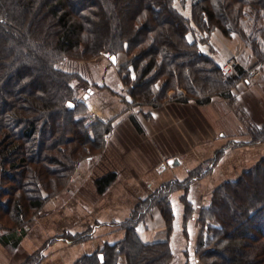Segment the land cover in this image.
<instances>
[{"label":"rangeland","instance_id":"rangeland-1","mask_svg":"<svg viewBox=\"0 0 264 264\" xmlns=\"http://www.w3.org/2000/svg\"><path fill=\"white\" fill-rule=\"evenodd\" d=\"M195 1L173 0V5L191 19L187 38L220 65L225 78L232 80L230 86L199 104L185 85L175 82L155 104L137 100L132 92L137 77L132 59L139 48L130 52L125 44L115 61L100 53L57 62L71 75L77 104L73 117L85 119L97 144L79 159L60 189L51 195L43 191L45 204L24 222L16 224L9 218L12 211H0V264H79L107 244L124 240L131 225L144 243L168 240L170 264H206L198 249L201 241L209 243L216 235L210 228L219 226L208 211L216 191L264 159V139L256 135L264 128V7L246 5L239 28L226 33L193 20ZM166 79L156 81L157 90L165 87ZM199 96L204 99L206 94ZM222 132L226 139L220 138ZM227 149L236 151L226 154ZM175 155L190 169L161 174V164ZM109 172L117 176L100 193L97 180ZM4 183L0 166L3 203ZM161 189L167 190L172 208L173 196L180 193L181 223L173 211L169 224L154 203ZM5 237L13 239L5 243ZM118 263L127 264L126 256L120 254Z\"/></svg>","mask_w":264,"mask_h":264},{"label":"trees","instance_id":"trees-1","mask_svg":"<svg viewBox=\"0 0 264 264\" xmlns=\"http://www.w3.org/2000/svg\"><path fill=\"white\" fill-rule=\"evenodd\" d=\"M246 5L264 7V0H196L192 18L208 30L229 33L239 28ZM190 21L173 0H0L1 196L7 197L0 211H12L9 218L16 224L24 222L45 204L43 191L51 195L60 189L79 159L96 147L85 119L73 117L71 75L56 66L60 60L100 53L116 57L127 44L130 52L139 48L132 59L137 73L132 92L139 101L157 104L175 82L199 104L224 92L232 80L187 38ZM163 76L166 85L157 90ZM256 135L263 140L264 128ZM116 176L109 172L98 178V191L103 193ZM166 194L161 189L153 199L170 224L173 208ZM208 211L219 226L210 228L216 235L198 249L206 264H264V159L221 186ZM134 230L129 226L124 240L79 264H119L120 254L127 264H170L168 240L144 243Z\"/></svg>","mask_w":264,"mask_h":264},{"label":"crops","instance_id":"crops-1","mask_svg":"<svg viewBox=\"0 0 264 264\" xmlns=\"http://www.w3.org/2000/svg\"><path fill=\"white\" fill-rule=\"evenodd\" d=\"M247 81V83L249 84V81L248 80H246ZM141 110V109H140ZM139 110V111H140ZM134 124V123H133ZM138 127V124L136 125V123H135V125H134V127L135 128H137ZM141 126V125H140ZM146 128V127H145ZM142 129H143V127H142ZM226 134L225 133H221V136H220V138H224V139H226ZM231 141V140H230ZM236 151V149L234 150V149H227V153L226 154H233L234 152ZM174 160H178V162L177 163H173L172 164V161L174 162ZM219 166H220V164H218V167H216L215 168V172H217V171H219ZM184 168H186V170H184ZM173 169V170H172ZM177 169V170H176ZM190 169V166H186V164L184 163V160L181 158V156H179V155H175V156H173L171 159H170V161L166 164V163H162L161 164V171H159V172H162L161 174H163L164 172H166V171H174V170H176V171H178V170H181V172H185V171H188ZM177 174V173H176ZM175 176V175H174ZM179 179H181V174H179V175H176ZM173 178H176V177H169V178H167L168 180L169 179H173ZM150 187L153 185V182H150L149 184H148ZM159 185V183L156 185V186H158ZM179 196H180V193H176L174 196H173V198H172V200H173V211H174V214H175V217H176V219H177V222L178 223H181V217H182V202L180 201V199H179ZM194 201V200H193ZM195 203V202H194ZM198 207H200L202 204H199V202L196 204ZM156 216H158V214H156L155 215V217ZM194 219H195V217H194ZM110 222H112V221H110ZM110 222H106V224H110ZM101 224V223H100ZM189 231L191 232V230L189 229ZM10 239H13V237H8V240H10ZM146 241V240H145ZM148 241V240H147ZM190 241V240H189ZM148 242H150V241H148Z\"/></svg>","mask_w":264,"mask_h":264},{"label":"water","instance_id":"water-1","mask_svg":"<svg viewBox=\"0 0 264 264\" xmlns=\"http://www.w3.org/2000/svg\"><path fill=\"white\" fill-rule=\"evenodd\" d=\"M113 61H115L116 60V58H115V56H111L110 57ZM178 162V160H175V162L174 163H177Z\"/></svg>","mask_w":264,"mask_h":264}]
</instances>
